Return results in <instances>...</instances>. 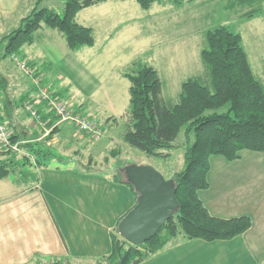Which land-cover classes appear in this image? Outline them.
Returning <instances> with one entry per match:
<instances>
[{
    "label": "crops",
    "instance_id": "obj_1",
    "mask_svg": "<svg viewBox=\"0 0 264 264\" xmlns=\"http://www.w3.org/2000/svg\"><path fill=\"white\" fill-rule=\"evenodd\" d=\"M34 2L0 0V27L6 29L11 24L21 23L22 17L30 12L25 14L24 11L32 9ZM53 30L47 29L44 37L43 34L41 36L43 30L37 32L34 42L16 56H21L35 69L34 75L38 77L39 85H53L55 93L62 97L67 94L74 102L71 104L74 111L87 115L96 123L98 121L100 127L104 121L115 125L116 116L99 117L100 112L92 102L85 103L81 100L80 92L65 86L62 83L65 82L64 75L48 74L55 54L51 47L53 43L43 38H62ZM78 50L71 52L75 54ZM65 58L72 59L68 56ZM44 69L47 73H43ZM4 70L0 71V77L5 78V83L0 84L2 122L14 136L28 140L24 151L34 158L37 156L29 152L28 148H36L35 144L37 147L57 145L61 157L68 156L69 160L63 161L61 165L42 161L40 164L32 163L36 175L30 176L31 183H24L9 193L0 194V264H48L51 261L105 264L100 258L111 250L112 236L117 235V221L136 202V195L130 187L112 178L114 167L108 168V172L95 166L85 167L87 161L84 163L81 159L79 151L82 149L89 151L87 158L102 149L98 141L108 136L107 133L103 132L99 139H92L71 123L64 122L50 136L42 138L38 121L24 118L15 108L16 97L23 106L25 101L34 100L38 92V85L34 82L36 78H32L31 95L15 97L7 88ZM57 81L64 87H54ZM41 102L36 105L40 115H48ZM70 150L72 155L68 153ZM263 156L262 152L249 149L240 150L239 157L230 161L218 154L211 155L206 175L208 186L197 192L210 215L220 218L246 215L251 220L248 229L226 240L206 241L178 235L138 264H264ZM9 157L0 155L2 159ZM19 161L30 163L23 157ZM6 178L0 179V182ZM9 184H13V181Z\"/></svg>",
    "mask_w": 264,
    "mask_h": 264
},
{
    "label": "trees",
    "instance_id": "obj_2",
    "mask_svg": "<svg viewBox=\"0 0 264 264\" xmlns=\"http://www.w3.org/2000/svg\"><path fill=\"white\" fill-rule=\"evenodd\" d=\"M101 1L105 0H64L60 15L53 9L39 7L42 0H35L30 12L22 17L20 25L1 36L0 57L21 55L22 46L33 43L43 26L56 30L70 51L92 46V28L77 22L75 16L80 9ZM158 1L161 0H136L145 11ZM233 2L262 4L261 0ZM250 9L245 12L247 17L261 11L258 7ZM199 55L206 73L185 77L174 102L164 99L162 80L152 65L135 61L122 71L129 82V104L124 113L127 124L121 135L123 141L156 157H166L170 150L181 147L184 167L170 177L178 202L174 212L154 236L139 244L130 243L119 233L118 223L127 212L122 215L115 226L117 235L112 236L110 252L100 258L105 264H138L178 235L206 241L230 239L244 232L251 224L246 215L232 218L210 215L197 192L208 186L206 175L211 155L218 154L230 161L238 158L242 149L264 154V83L250 66L241 35L226 24H219L204 32ZM4 83L5 78L1 76L0 84ZM54 97L63 98L56 93ZM41 103L45 105L43 101ZM47 117L42 115L44 119ZM180 133L183 134V141L176 143ZM28 150L40 151L33 146ZM0 155L14 156L16 153L0 149ZM35 160L40 162L37 158ZM11 162L10 157L0 158V179L8 176ZM84 166L90 165L87 163ZM122 168L116 167L112 178L127 184L137 197ZM48 264L66 263L51 261Z\"/></svg>",
    "mask_w": 264,
    "mask_h": 264
},
{
    "label": "rangeland",
    "instance_id": "obj_3",
    "mask_svg": "<svg viewBox=\"0 0 264 264\" xmlns=\"http://www.w3.org/2000/svg\"><path fill=\"white\" fill-rule=\"evenodd\" d=\"M233 3V0L181 2L161 0L153 3L151 8L145 11L140 8L136 0H105L80 9L75 16L77 22L92 28L94 34L92 46H83L72 54L60 36L55 37L54 40L43 38L44 41L49 40L53 43L51 47L55 54L54 60L49 65L48 74L64 75L65 82L62 83L73 91L80 92L81 100L85 103L92 102L94 108L100 112L99 117L111 118L112 115L117 117V123H113L115 125L104 121L100 127L108 135L98 141L102 149L90 154V158H87L89 151L84 149L79 151L84 163L87 161L90 166L107 172L110 167L119 168L128 164L149 165L165 179H169L175 171L184 167L181 147L170 150L166 157H156L145 154L122 139L121 134L127 124L124 113L129 104L127 91L129 82L122 71L127 70L135 61L152 65L158 71L162 80V95L168 101L174 102L178 98L180 83L185 77L206 73L199 55L204 32L219 24H226L232 31L241 35L250 66L264 83V0H261V5ZM63 6L64 0H42L39 4V7L53 9L60 15L63 13ZM256 7L261 8V11L250 17L245 15V12L251 11L250 8ZM30 10H25V14ZM19 24L20 22L11 24L6 29L0 27V36ZM42 28L38 32L43 30L41 36L43 34L44 37L45 31L50 28L47 26ZM53 31L58 33L56 30ZM41 36L39 39H42ZM26 47L27 45H24L22 49L26 50ZM1 52L0 46V56ZM66 56L74 61L65 58ZM17 59L24 61L27 69L32 72L27 73L25 69L20 68L18 61L14 60L12 55L0 57V71L7 69L3 74L7 76V88L15 97L21 94L31 95L32 78H38L34 75L35 69L21 56ZM71 64L74 67H71ZM46 79L50 80L49 77ZM62 83L57 81L54 87L62 88L64 87ZM41 84V87H46L50 92L55 93L53 85ZM65 95L63 98L73 104V100ZM17 99L16 97L15 108L18 113L32 120L34 117L31 111L21 105ZM98 124L97 121L96 125ZM182 141L183 134L180 133L176 143ZM35 146L40 151L29 152L35 153L39 161L61 165L69 160L68 156L61 157L57 145L37 147L35 144ZM71 150L68 152L70 155H72ZM113 151L117 152L113 154ZM46 152L49 153L45 154L47 156L44 155ZM10 158L12 162L9 174L0 182V194L9 193L24 183H31L30 176L36 175L30 159H28L29 164L20 163L19 160L22 159L20 153L10 155ZM10 181H13V184H9Z\"/></svg>",
    "mask_w": 264,
    "mask_h": 264
},
{
    "label": "water",
    "instance_id": "obj_4",
    "mask_svg": "<svg viewBox=\"0 0 264 264\" xmlns=\"http://www.w3.org/2000/svg\"><path fill=\"white\" fill-rule=\"evenodd\" d=\"M122 169L138 195L119 221L118 230L125 240L139 244L155 235L178 202L172 179H165L153 167L128 164Z\"/></svg>",
    "mask_w": 264,
    "mask_h": 264
},
{
    "label": "built area",
    "instance_id": "obj_5",
    "mask_svg": "<svg viewBox=\"0 0 264 264\" xmlns=\"http://www.w3.org/2000/svg\"><path fill=\"white\" fill-rule=\"evenodd\" d=\"M12 58L18 61L19 67L25 69V72L31 73L26 67L24 61L18 60L12 55ZM35 79V78H34ZM34 82L38 85V92L33 101H25L24 106L31 111L32 116L38 121L42 129L41 137H48L53 130L61 123L68 122L76 127L78 131L88 135L92 139H99L103 136V130L99 125L90 119L87 115L76 112L72 109L71 104L64 98H55L54 94L46 87H41L39 81ZM45 103V111L48 114L46 119L42 118L36 107L37 102ZM28 140L14 136L12 131L0 119V149L8 150L22 154L30 159L35 165L36 161L33 155L24 151Z\"/></svg>",
    "mask_w": 264,
    "mask_h": 264
}]
</instances>
